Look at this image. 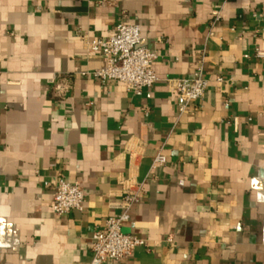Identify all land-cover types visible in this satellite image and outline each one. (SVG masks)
<instances>
[{"label": "crops", "instance_id": "0c3cea01", "mask_svg": "<svg viewBox=\"0 0 264 264\" xmlns=\"http://www.w3.org/2000/svg\"><path fill=\"white\" fill-rule=\"evenodd\" d=\"M121 20L158 55L140 95L91 75L84 37ZM200 66L181 112L175 81ZM59 177L82 210L54 213ZM142 182L123 231L148 245L113 264H264V0H0V264H90Z\"/></svg>", "mask_w": 264, "mask_h": 264}, {"label": "built area", "instance_id": "2783aa9c", "mask_svg": "<svg viewBox=\"0 0 264 264\" xmlns=\"http://www.w3.org/2000/svg\"><path fill=\"white\" fill-rule=\"evenodd\" d=\"M84 39L87 55L100 58L104 62L102 67L91 72L93 78L102 82H121L129 91L138 95L158 80L153 66L158 55L142 44L140 24L121 20L108 37L90 39L85 36ZM208 83L201 66L193 77H183L175 81L174 89L181 112L191 103L204 97ZM165 161L166 158L158 154L154 158V165ZM144 193L143 182L128 188L120 202L121 211L107 217L94 231L90 264H113L128 258L137 247L148 245L145 238L123 231L124 223L131 218L132 207L142 201ZM53 200V210L56 215L82 210L85 202L83 183L79 180L68 181L64 177H59L53 191Z\"/></svg>", "mask_w": 264, "mask_h": 264}]
</instances>
